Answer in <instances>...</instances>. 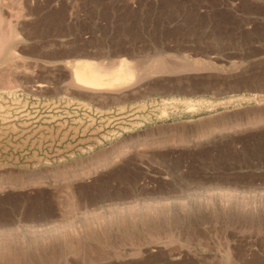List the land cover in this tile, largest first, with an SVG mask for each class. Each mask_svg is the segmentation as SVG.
Returning a JSON list of instances; mask_svg holds the SVG:
<instances>
[{
  "label": "rangeland",
  "instance_id": "374dc122",
  "mask_svg": "<svg viewBox=\"0 0 264 264\" xmlns=\"http://www.w3.org/2000/svg\"><path fill=\"white\" fill-rule=\"evenodd\" d=\"M0 42V264H264V0H0Z\"/></svg>",
  "mask_w": 264,
  "mask_h": 264
},
{
  "label": "bare ground",
  "instance_id": "6f19581e",
  "mask_svg": "<svg viewBox=\"0 0 264 264\" xmlns=\"http://www.w3.org/2000/svg\"><path fill=\"white\" fill-rule=\"evenodd\" d=\"M3 30V29H2ZM8 34V33H7ZM12 35V34H11ZM4 36V35H3ZM14 36V35H13ZM16 36V35H15ZM8 37H6L5 39H7ZM2 40H3V38H2ZM12 38L8 41V42H11L12 43ZM5 41V40H4ZM4 41H2L3 43H4ZM2 42H0V43H2ZM7 42V40H6V43H8ZM8 44H10V43H8ZM7 44V45H8ZM5 46H6V44H5ZM14 46V45H13ZM9 47V46H8ZM1 48V47H0ZM9 48H12V46L11 47H9ZM2 49V48H1ZM13 49V48H12ZM10 50V49H9ZM6 51H8V49H6ZM4 52V51H3ZM11 52V56H12V51H10ZM10 52L9 53H7V55H9L10 56ZM1 54H2V52H1ZM6 55V54H5ZM2 56V55H1ZM8 56V57H9ZM12 59V58H11ZM156 61H155V66H156V71H154L153 70V72H158V68H160L161 66H160V63H161V60H160V58L158 57L157 59H155ZM9 63V62H8ZM11 64V63H10ZM13 64V63H12ZM14 64H15V62H14ZM119 64L121 65V64H126L127 66H129V68L132 70V67H135L134 65H133V63L131 62V61H129L128 59H125V58H122V59H120V61H119ZM149 65V64H148ZM3 66V65H2ZM145 67H147V66H145ZM151 67V66H150ZM163 67V66H162ZM161 67V68H162ZM148 68V67H147ZM160 68V69H161ZM130 69H128V70H130ZM152 69V68H151ZM163 69V68H162ZM169 69V68H168ZM2 70V69H1ZM117 70H119V68L117 69H109V68H107V67H105L102 63H99V62H96V61H88V60H78L77 61V63L75 64V68L73 69V81L72 82H74V83H76L75 84V86L76 85H79L80 86V88L81 89H83V87L86 89H97V90H99V89H104V88H106V86L107 85H110L111 83L112 84H115V87H116V83L115 82H113L112 81V78L113 79H117V77H114V73H116L117 72ZM136 70V69H135ZM135 70H133V71H135ZM165 69H163V71H164ZM133 71L131 72V74H130V76H132L133 75ZM141 71H143V70H141ZM145 71V70H144ZM130 72V71H129ZM150 72H151V70H150ZM149 72V73H150ZM147 73H148V71H147ZM136 74V73H135ZM141 74V73H140ZM151 74V73H150ZM152 74H154V73H152ZM14 75V74H13ZM119 75V74H118ZM126 75V74H125ZM147 75V74H146ZM149 75V74H148ZM124 76V75H123ZM142 76V75H141ZM120 78H121V76H119ZM127 77V76H126ZM122 78H124V77H122ZM129 78V77H128ZM128 78H127V80H128ZM132 79H133V76H132ZM73 83V84H74ZM121 84H125L124 82L123 83H121ZM119 85V84H118ZM124 86V85H123ZM125 86H127V85H125ZM78 87V86H77ZM119 87H120V85H119ZM117 88V87H116ZM107 89H110V88H107ZM114 89V88H113ZM97 90H95V91H97ZM262 121H255V122H253V123H250V127H255V126H258V125H260V124H263V123H261ZM127 147L129 146V145H126ZM125 145H123L121 148H125L126 147ZM118 160H119V158H118V155H115V156H113V157H111V158H108L107 160H105L106 161V164H114V163H116V162H118ZM105 161H104V163H105ZM101 165H103V163H99V164H97V166L98 167H100ZM79 174V173H78ZM78 175L77 174H73V175H71V177H77ZM42 180H44L40 175H36L35 177H34V182H40V181H42ZM25 183V182H24ZM23 182L21 183V184H18L19 185V187H23V186H25V184H24ZM17 186V185H16ZM3 189H5V187L2 185V184H0V191L1 190H3ZM102 216V215H101ZM99 217V216H98ZM101 218V217H100ZM98 221V220H97ZM99 222V221H98ZM78 223V222H77ZM76 223V224H77ZM83 225V224H82ZM87 225V224H86ZM78 226H76V228H77ZM87 227V226H86ZM89 227V226H88ZM62 228V227H61ZM60 228V229H61ZM63 228H65L66 229V226L65 227H63ZM70 228V227H69ZM68 228V229H69ZM79 228V227H78ZM77 228V229H78ZM85 227H83V229H84ZM71 229H73L72 231H76V230H74L75 229V227L74 228H72L71 227ZM82 229V228H81ZM61 230H63V229H61ZM85 230V229H84ZM65 231V230H64ZM71 231V232H72ZM90 231H91V229H90ZM66 232V231H65ZM64 232V233H65ZM70 232V231H69ZM69 232H67V233H69ZM70 232V233H71ZM78 232H79V229H78ZM77 232V233H78ZM82 232V231H81ZM86 232V231H85ZM66 234V233H65ZM76 234V233H75ZM91 234V233H90ZM62 235V234H61ZM66 235H68V234H66ZM71 235H74V233L73 234H71ZM77 235V234H76ZM82 235H83V233H82ZM152 235V234H151ZM158 235H160V234H158ZM154 236V235H153ZM71 237V236H70ZM80 238V237H79ZM171 238V237H170ZM157 239V238H156ZM75 240V239H74ZM158 240H160V239H158ZM153 241V240H152ZM6 243V242H5ZM8 243V242H7ZM77 244V243H76ZM71 246H72V244H71ZM73 248V247H72ZM7 249H8V247H7ZM78 249V248H77ZM72 252V251H71ZM5 253V252H4ZM171 253V252H170ZM161 257H164V256H161ZM165 257H166V255H165ZM176 257V256H175ZM174 257V258H175ZM3 258V257H2ZM25 258V257H24ZM171 258V257H170ZM178 258V257H177ZM167 261H168V259H167ZM14 264H15V262H14Z\"/></svg>",
  "mask_w": 264,
  "mask_h": 264
}]
</instances>
